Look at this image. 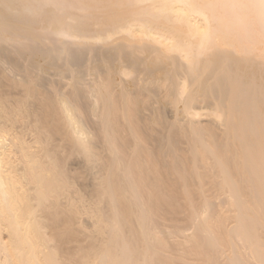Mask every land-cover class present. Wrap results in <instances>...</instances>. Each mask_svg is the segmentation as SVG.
Returning a JSON list of instances; mask_svg holds the SVG:
<instances>
[{
	"label": "bare ground",
	"instance_id": "bare-ground-1",
	"mask_svg": "<svg viewBox=\"0 0 264 264\" xmlns=\"http://www.w3.org/2000/svg\"><path fill=\"white\" fill-rule=\"evenodd\" d=\"M0 61V264H264V0H0Z\"/></svg>",
	"mask_w": 264,
	"mask_h": 264
},
{
	"label": "rangeland",
	"instance_id": "rangeland-1",
	"mask_svg": "<svg viewBox=\"0 0 264 264\" xmlns=\"http://www.w3.org/2000/svg\"><path fill=\"white\" fill-rule=\"evenodd\" d=\"M7 15V14H6ZM84 15V14H83ZM86 24H87V26H89L92 30H94V29H96V28H94L93 29V27H91V25H89L88 23H89V21L88 20H85L84 21ZM90 28H89V30H90ZM49 38V37H48ZM58 39V40H57ZM57 40V41H56ZM64 41V39H62V38H56L55 39V42H53L52 44H50V45H53L52 47L57 51L59 48H60V46L64 43L63 42ZM65 43L67 44L68 42L69 43H72L73 44V47L71 48L70 46H69V48H70V50H69V52H71L72 50L74 51L75 49H77V48H75L76 46H74V43L75 44H79V42H77L76 40H67V39H65ZM62 44H61V43ZM56 43H58V44H56ZM61 45H60V44ZM72 44H71V46H72ZM5 45V49H6V44H4ZM32 44H30V46H29V48L30 49H32V51H35L36 49H34V48H36V47H34V46H37V45H34V46H31ZM60 45V46H59ZM68 45V44H67ZM94 48H97L98 46V48L99 49H101V47H102V44L101 43H97V44H93L92 45ZM9 46H7V49L8 50H6V51H8V55L10 56V57H13V53L15 52V49H11V46L8 48ZM42 47L43 48H41V49H43V50H46V48L42 45ZM47 47H51V46H47ZM92 47V48H93ZM37 48H38V46H37ZM86 48V47H85ZM97 48V49H98ZM89 49V48H88ZM87 49V50H88ZM11 50V51H10ZM31 51V50H30ZM72 51V52H73ZM59 52V51H58ZM252 52H253V54H252ZM251 53V54H250ZM11 54V55H10ZM257 54H258V52L257 51H249L248 52V54H245L244 55V57L245 58H248V59H250L251 57L253 58V56H254V58L256 59V56H257ZM246 55H248L247 57H246ZM253 55V56H252ZM250 57V58H249ZM15 58V57H14ZM253 58V59H254ZM261 58V57H260ZM259 58V54H258V56H257V59L256 60H253L254 62H257V61H259L258 63H260L261 62V59ZM17 59V58H16ZM19 59V58H18ZM21 59V63H19V61H18V63L20 64V65H24L25 66V64H28V62L26 63L25 62V59H23V58H20ZM5 62V63H4ZM2 63H4V66H3V64ZM1 63V61H0V72H1V70H2V72L1 73H4V75H5V77L7 76V78L9 77H13V76H15V71H14V68H13V64L12 63H10V62H7V61H3ZM24 63V64H23ZM6 64V65H5ZM2 66V67H1ZM12 66V67H11ZM76 69H77V67H75ZM3 69H5V70H3ZM7 69V70H6ZM4 71V72H3ZM7 74V75H6ZM17 74H19V73H17ZM22 74V73H21ZM21 74H19V76H18V78L17 79H19V77L20 76H22ZM54 74V71L52 70H50L48 73H45V74H42V75H40L39 77H38V79L40 80L39 82L40 83H42V84H45V86L44 85H42V84H40V85H42V87L44 86V87H48V83L49 82H51V81H55V80H59V78L58 77H56V76H54L53 75ZM9 75V76H8ZM41 77V78H40ZM21 78V77H20ZM88 78L89 79H92L91 77H89L88 76ZM88 78H86V81H89V79ZM88 79V80H87ZM125 80H127V81H130V79L131 80H133L134 79V75H131V76H129L128 78L126 77V78H124ZM57 80V81H58ZM48 82V83H47ZM61 82H63V84L65 83H71V81H69V80H61ZM167 105H168V107H167ZM165 107H167V108H164L165 110H164V116H165V118L167 119V117L168 118H170V119H167V120H171L172 119V111H169V110H171V107L169 106V104H165ZM170 112V113H169ZM171 115V116H170ZM206 118V119H205ZM209 117H202V118H200V122L202 123V124H204V125H206V124H211V118H209ZM95 120V119H94ZM210 120V121H209ZM205 123H204V122ZM209 122V123H208ZM218 129L217 130H220V129H222L220 126H218L217 127ZM155 133V132H154ZM153 134V133H152ZM156 135V133L154 134V136ZM184 144H185V142H184ZM181 145V146H180ZM179 147H181L182 149H183V147H184V149L187 147L186 146V144L185 145H183V142H180V144H179ZM78 161V162H77ZM77 161H74V162H77L75 165H71V166H76L77 164H81V159L80 160H77ZM68 164H71V161L70 160H68ZM82 165V164H81ZM89 178V177H88ZM87 178V182H88V180L90 179H88ZM80 183H81V180H78ZM183 200H181L180 202V204H181V206H182V204H184V201L182 202ZM184 212H180V213H178V214H176L175 215V221H173V222H165V221H162V223H163V225L160 223L161 221L160 220H158V223H160L159 225H161V226H163V228L165 227V226H167L166 227V234L169 236V237H166V241H167V243H169V245L171 246V248L172 247H182V248H184V249H186V250H188L189 249V247H190V243L188 244V241H187V237H189L190 236V234H192V231H193V228L191 229V227H192V225H190V224H186L185 225V222L183 223V219L185 218V216L187 215V213H184ZM82 218V219H81ZM80 219H81V222H83L82 224H81V226L82 225H84V226H86V227H84L83 226V228H85L84 230H82L83 232H82V234L80 235V233L81 232H79V234H78V236L76 237V238H78L77 239V241H75V242H71L70 243V245L69 244H67L68 245V248H70V249H72V252L74 253V254H76L77 253V250H78V248H76V246H78L79 247V245H81V247H82V245L83 246H86V245H88V241H89V238L90 237H94L95 236V233H94V231L91 229V223H92V221L89 219V218H86V216H82ZM79 221V220H78ZM197 221V220H196ZM91 222V223H90ZM78 224V223H77ZM75 225L76 227L77 226H80V225ZM165 224V225H164ZM160 226V227H161ZM175 226V227H174ZM178 226V227H177ZM172 227V228H171ZM162 228V227H161ZM179 228V229H178ZM172 229V230H171ZM173 229H175V230H173ZM179 231H178V230ZM164 230V229H163ZM177 230V231H176ZM173 231V232H172ZM167 232H169L170 234H168ZM175 232V233H174ZM184 232V233H183ZM182 233V234H181ZM80 239V240H79ZM76 240V239H75ZM79 240V241H78ZM88 240V241H87ZM176 240V241H175ZM87 241V242H86ZM174 241V242H173ZM78 242V244H76ZM54 244L55 243H51V245H53L54 246ZM56 245V244H55ZM174 245V246H173ZM189 246V247H188ZM76 248V249H75ZM80 248V247H79ZM76 250V251H75ZM72 253V254H73ZM76 255H78V254H76ZM75 255V256H76ZM72 256H74V255H72ZM73 257V259L75 260L78 256H76V257ZM72 258V257H71ZM186 259V261L184 262H177L176 261V263L177 264H192L194 261V258L191 256H189V258H185ZM195 263V262H194ZM193 263V264H194Z\"/></svg>",
	"mask_w": 264,
	"mask_h": 264
},
{
	"label": "water",
	"instance_id": "water-1",
	"mask_svg": "<svg viewBox=\"0 0 264 264\" xmlns=\"http://www.w3.org/2000/svg\"><path fill=\"white\" fill-rule=\"evenodd\" d=\"M19 11L16 12V14H19L20 13L23 15L20 19L26 23H33L34 24V20H33V16L35 13H33V11H31L32 9H26L25 7H21L18 9ZM32 12V14H31ZM15 14V13H14ZM13 15V14H12Z\"/></svg>",
	"mask_w": 264,
	"mask_h": 264
}]
</instances>
